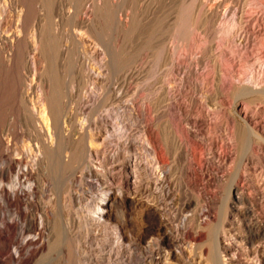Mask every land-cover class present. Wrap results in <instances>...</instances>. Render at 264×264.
<instances>
[{"label":"rangeland","instance_id":"obj_1","mask_svg":"<svg viewBox=\"0 0 264 264\" xmlns=\"http://www.w3.org/2000/svg\"><path fill=\"white\" fill-rule=\"evenodd\" d=\"M202 10L220 15L213 41L216 47L213 55L219 62L246 43L244 40L239 46L236 35H248L258 45L264 42V0H0V163L9 159L13 149L22 151L28 141L31 127L23 121L21 104L27 83L50 85L48 95L58 110L57 117L64 120L66 116L64 126L69 136L72 134L70 138H59L53 151L46 153L51 164L40 175L43 180L46 176V186L38 192L36 205L29 212L36 223L40 217L44 220V249L29 264H126L135 260L133 248L128 251L132 254L130 260L125 246L133 245L137 239L138 210L134 206L127 210L118 203L108 211L104 222L96 218L97 208L104 209L102 202L106 194H117L122 181L119 168L112 176L107 174L111 167L109 156L123 141L119 135L124 126L135 141L134 149L144 156L137 144L141 141L140 121L134 116L133 120L123 116L125 97L131 98L138 89L135 108L142 99L147 119L155 120L149 100L159 96L160 85L167 82L174 86L170 66L158 62L156 56L162 47L181 48L178 54L190 49L187 61L196 56L192 64L196 59L198 63L194 66L212 81L207 62L211 56L202 28L192 29L188 19ZM240 12L246 22L232 38L236 15ZM9 40H12L10 45ZM9 54L13 55L10 67ZM33 58L38 61L36 70L30 67ZM239 69L245 83L264 79V54ZM123 83L129 95H122ZM51 90L56 94L49 93ZM186 94H193L198 104L209 111L211 122H223L224 111L215 106L214 100H203L198 89L187 90ZM247 106L253 109L255 105ZM160 108L168 111L170 100ZM224 108L233 112L228 105ZM9 114L14 116L10 136ZM90 131H98L99 138L94 144L88 139ZM215 134L221 136L222 131L217 128ZM254 147L256 150L247 155L239 147L232 149L221 173L224 182L210 189L215 204L212 219L206 221L211 223L204 231L206 237L219 222L223 186L237 169L243 170L249 162L245 175L253 180L264 177V142H255ZM88 166L92 173H88ZM3 183L8 184L9 177ZM121 219H126L128 237L120 241L124 246L116 247L109 257L111 247L120 237ZM0 237H7L1 228ZM203 248L206 251L207 245Z\"/></svg>","mask_w":264,"mask_h":264},{"label":"bare ground","instance_id":"obj_2","mask_svg":"<svg viewBox=\"0 0 264 264\" xmlns=\"http://www.w3.org/2000/svg\"><path fill=\"white\" fill-rule=\"evenodd\" d=\"M189 17L192 29L202 28L211 56L207 62L212 81L194 66L198 63L196 59L192 64L191 60L196 56L192 55L187 61L190 49L178 54L181 48H161L156 55L158 62L170 66L174 86L167 82L160 85L159 96L149 100L155 118L152 121L147 119V108L142 99L135 108L137 88L133 97H125L123 116L128 120H133L134 116L140 121L141 141L137 144L145 153L140 156L134 149L135 141L124 126L119 135L123 141L110 154L111 167L107 172L112 176L119 168L123 173L120 190L117 194H106L102 202L104 209L97 208L96 218L104 222L108 211L118 203L127 210L132 206L138 210L137 239L133 245L125 246L128 259L132 255L128 251L133 248L135 260H128L126 264H264V177L260 180L247 177L244 170L249 162L244 164L243 170L237 169L224 184L219 222L215 229L212 227L214 230L210 231L209 237L204 233L211 225L206 221L212 219L211 210L215 204V195L210 189L221 183V173L230 159L231 150L239 147L247 155L256 150L255 142H264V79L260 77V80L256 78L245 83L239 69L264 54V42L258 45L252 43V37L248 35H236L239 46L244 40L246 43L219 62L213 55L216 48L213 41L218 29L215 23L220 15L202 10ZM245 22L241 12L236 15L232 38L244 28ZM12 62L13 55L9 54V67ZM29 63L36 70L38 61L33 58ZM124 85L121 90L126 96L128 89ZM49 86L25 84L21 104L23 121L29 122L31 127L28 141L23 144L22 151L13 149L9 159L0 163V228L7 235L0 237V264H29L44 249V220L40 217L36 223L29 212L36 205L38 192L46 186V176L44 180L40 177L51 164L46 153L53 151L59 138L72 136L64 126L66 116L64 120L57 117L58 110L56 112L48 95ZM192 89H198L203 100H214L215 106L224 111L222 123L211 122L209 111L198 104L199 100L193 94H186ZM169 100V110H161V104ZM248 104L255 106L249 109ZM225 105L233 112L225 109ZM13 122L14 116L9 114V136L13 133ZM217 128L222 131L221 136L215 134ZM97 132L90 131V144L99 138ZM88 168V173H92L93 169ZM8 177L9 183L4 184L3 179ZM131 194L135 195L131 197ZM121 220L120 226L117 224L120 237L111 247L109 257L116 247L124 246L120 241L128 237L126 219ZM204 245H207L206 251Z\"/></svg>","mask_w":264,"mask_h":264}]
</instances>
